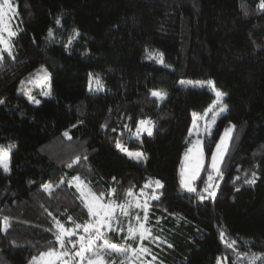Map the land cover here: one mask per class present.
I'll use <instances>...</instances> for the list:
<instances>
[{
    "label": "trees",
    "instance_id": "1",
    "mask_svg": "<svg viewBox=\"0 0 264 264\" xmlns=\"http://www.w3.org/2000/svg\"><path fill=\"white\" fill-rule=\"evenodd\" d=\"M11 2L16 35L10 38L12 56L3 52L0 61V145L10 146V170L0 168V224L7 218L8 225L0 230V264H29L55 247L56 221L66 228L89 221L79 193L66 183L77 176L117 203L148 179L161 181V198L148 199L151 236L143 241L159 264H248L252 254L264 257L260 0ZM73 30L79 36L65 49ZM38 65L50 72L52 98L34 104L18 85ZM90 73L99 76L103 90L89 91ZM181 79L211 80L226 93L227 113L204 144L207 161L221 130L234 126L216 196L204 201L181 188L180 164L190 114L205 110L214 96L178 85ZM141 119L153 124L151 136H132ZM118 142L147 159L129 158ZM77 156L80 161L67 167ZM207 171L194 182L198 192L206 187ZM253 172L255 183H245ZM45 184L53 186L51 194Z\"/></svg>",
    "mask_w": 264,
    "mask_h": 264
},
{
    "label": "snow or ice",
    "instance_id": "2",
    "mask_svg": "<svg viewBox=\"0 0 264 264\" xmlns=\"http://www.w3.org/2000/svg\"><path fill=\"white\" fill-rule=\"evenodd\" d=\"M259 9H264V0H260L258 5ZM11 12L13 16L15 15V8L13 7L11 0H0V61L4 59L3 52H7L8 56H12V50L9 40L4 38V33L7 32L9 38L14 37L16 32L10 30L8 24L5 23V17L8 16V13ZM11 16H8V19L11 20ZM60 21L57 19V24ZM53 36V31L49 29L48 37L51 38ZM79 36L78 30H73V34L69 36L68 43L64 45V48L67 49L73 40ZM149 58H153L151 54ZM158 62H163L162 59H159ZM45 80L48 79L47 74L45 73ZM23 83V82H22ZM181 83H185L181 81ZM190 83V82H189ZM201 83L202 82H197ZM209 85L212 86V90L215 92L216 100L213 101V104H218L222 101L223 97L226 93L215 89L213 82L208 81ZM103 89V84L99 78V76H93L91 73L89 74V91H100ZM44 96L51 95V89L49 87L48 91L42 93ZM152 96L157 97L158 99H163V93L158 91H152ZM29 100L33 103H39V100H36L34 97L29 95ZM4 103L3 100H0V104ZM211 107V106H210ZM225 107H220L219 112L213 111L212 113V124L215 123V118L220 113L224 112ZM208 111L207 109L205 110ZM150 121H139L137 125L135 136H139L142 132H147L149 136L152 135V127L150 126ZM75 127V125H73ZM101 127H105V125H101ZM193 127H196V114H193ZM233 127H229L225 129L224 134L221 136L220 141L216 144V150L212 152L211 155V163L209 165H205L204 161V153L203 148L201 146V140L197 139L193 142V146H190L185 154V159L182 160V168H181V178L180 185L181 188L190 193H196L198 199L200 201H204L209 197H215L216 191L215 189L219 186L218 183H212L214 180L213 173H215V178L222 179L223 172L221 170V162L224 159V154L227 151L228 140L231 139V133L233 131ZM205 130L210 133L211 124H207L205 126ZM192 129H189V133L191 134ZM63 135L69 139V133L65 131ZM117 148H119L122 152H125L129 158L135 159L137 162L141 160H146L147 157L141 152H131L126 148H123L120 143H117ZM81 157H75L71 163L66 165L67 167H72V165L77 164L80 161ZM86 159V157H84ZM0 168H3L4 172H9V156L8 150L0 146ZM209 170L208 174V183L203 191L198 192L197 188L193 186L194 182L197 178H201L200 173L201 170ZM73 181L77 183V190L80 191L81 194V202L84 207L87 208L89 221L84 224H75L73 228H66L63 223L60 221L55 222L56 227V244L59 246V249L50 248L47 252H41L39 257H33L30 261V264H107L105 259V254L116 253L120 256L127 257L129 249L121 248L117 244L110 243L106 238V230L107 231H116V228L113 227V224H119L120 221L118 219L119 216L129 217L131 214V210L133 208L143 209L144 211V220L145 222L148 219V199H145L143 203L140 202L139 198L133 203L131 200H128L127 203H117L114 199L109 200V202L105 203L103 198L105 193H100L97 196L95 193H92L90 190L85 191L86 186L83 185V182L80 181V178L73 177ZM256 181V173H252V177L250 179L245 180V183L254 184ZM64 181H61V184ZM154 183L155 187L153 188V193L149 197L151 200H159L161 197L158 193V190L163 188V184L160 180L149 181L146 183L140 191V196L144 195V189L152 187ZM71 185L72 182L70 181ZM59 188L60 185L57 184L55 186ZM44 191L51 194L54 190L51 184L42 185ZM115 192V189H112L108 195L112 196ZM207 193V196L204 193ZM126 195L128 197L133 196V192L131 189L127 190ZM69 221L72 220L71 217L68 218ZM137 225L129 224L127 229L128 237L126 239H136L137 234L139 235V239L141 243L151 236V230L145 227L144 223H140L139 216L136 217ZM7 218H4V222L0 224V230H7ZM81 229L83 235H78L77 230ZM123 231V229H120ZM76 236L75 240L71 238ZM224 238V234L221 233V239ZM97 241H102V244H97ZM66 242L70 245V248L66 247ZM235 241L229 243L227 246L232 247ZM171 247V245H169ZM146 251V249H142ZM135 251V250H133ZM258 259H264V257L258 254H252L248 259V264H255V261Z\"/></svg>",
    "mask_w": 264,
    "mask_h": 264
},
{
    "label": "rangeland",
    "instance_id": "3",
    "mask_svg": "<svg viewBox=\"0 0 264 264\" xmlns=\"http://www.w3.org/2000/svg\"><path fill=\"white\" fill-rule=\"evenodd\" d=\"M12 5L15 8V14H16V7H15V5L13 3H12ZM8 16L12 17L11 20L8 19ZM8 16L5 17V23L8 24L9 28H11V23H12V20L15 18V15L13 16V14L11 12H9ZM4 38L6 40H9V42H10V38L8 37L7 32L4 33ZM45 73L48 76L47 80L44 79ZM181 81H184L185 83H181ZM208 81H211V80L181 79L178 82V85L183 86V87H189V88L206 89V90L210 91L213 94V96H214V100L213 101H215L216 100L215 92L212 90V86L207 83ZM197 82H202V84L201 83H197ZM213 85H214V83H213ZM49 87L51 89V75H50V72L43 65H38V66H36L34 68L32 73H30L26 78L21 80L20 84L18 85V91L23 93V94H25L27 98L29 97V95H31L36 100H39L41 102L42 99H50V98H52V89H51V95L50 96L42 95L43 92L49 90ZM104 87L105 86L103 85V89H104ZM214 87H215V89L220 90L215 85H214ZM152 91H158V90H152ZM152 91H151V93H152ZM158 92L165 94L162 91H158ZM224 99H225V96L223 97L222 101H220L218 104H215V105L212 102V104L210 105L211 107L209 106V107L206 108L208 110L207 112L205 111L206 109L205 110L198 109L196 112H193V113L190 114V121H189V125H188V138H189L188 140H189V142H188V146H187L186 150L182 154L181 164H180V178H181L182 160L185 159V154H186L187 150L189 149L190 146H193V142L196 141L197 139L201 140V146L203 148L205 165L207 166V165H209L211 163V157H210V159L208 161L206 160L204 144H205L206 141L211 139L212 133L216 129V126H217L219 118L227 113V104H226ZM28 100H29V98H28ZM30 102H32V101H30ZM34 104H37V103H34ZM220 107H225L226 110L224 112L220 113L219 115H217L216 118H215V123L212 124L211 123L212 122V118H213L212 113H213V111L219 112V108ZM194 113L196 114V127L195 128L193 127V114ZM141 120L147 121L146 119H141ZM206 123L207 124H211L210 133L205 130ZM150 126L152 127V130H153V124L152 123H151ZM229 127H232V126L230 124H228V125H226L224 127V129L221 130V132L219 134V137H218V139H217V141H216V143H215V145L213 147L212 152L216 150V144L220 141V138L224 134L225 129L229 128ZM189 129H192L191 134L189 133ZM136 130H137V127L134 129V131L132 133V136H135L134 133H136ZM144 133L147 134V132H142L141 134H144ZM227 143H229V140H228ZM2 147L8 150L9 164H10V146H2ZM128 151H130V150H128ZM131 152H137V151H131ZM138 152H141V151H138ZM123 153H125V152H123ZM211 155H212V153H211ZM203 170L204 169H202L201 172ZM209 171H210V169L206 173L207 177H208ZM213 176H214V180H213L212 183H218L219 184L220 179L219 178H215V173H213ZM150 180L151 181H155V180H159V179H157V178L148 179L144 183V185L146 183H148ZM61 181H60V183H61ZM70 181L72 182L71 185L73 187H75V189L77 190V186L76 185H77L78 182L73 181V178H72V179H70L69 181L66 182L67 185H70L69 184ZM80 181L83 182L81 179H80ZM207 183H208V179H207L206 184ZM83 185L86 186L85 191H88L89 190L88 186L84 182H83ZM194 185L195 184H193V186ZM154 187H155V185L153 183L152 187L144 189V195L140 196V191L143 188L142 187V188L138 189L137 191H134L133 192L134 195L129 197L128 200H131L134 203L136 201V199L139 198L140 202L143 203V201L145 199H149V197L152 195ZM216 190H217V188L215 189V191ZM77 192L79 193V196L81 197L80 191L77 190ZM92 193H94V192H92ZM103 200H104L105 203L109 202V201H107L105 199H103ZM127 201L125 203H127ZM137 216H139V218H140L139 222L145 224L143 209L133 208L131 210V214H130L129 217H123V216H119L118 215V219H119L120 223L119 224H115V223L113 224V227L116 228V231H107L106 230V238L108 239V241L110 243L117 244L122 249L123 248L129 249L127 257L120 256V255H118L116 253H111L112 255L107 256V253H106L105 254V259H106L107 264H159L158 263L157 254L154 253L150 249L151 246L146 245L144 242L141 243L138 234H137L136 239H131V238L126 239V237H128L127 229L129 227V224L131 223L132 225H137V221H136V217ZM145 227L149 229V227H147L146 225H145ZM120 229H123V231H120ZM77 234L78 235H83L82 230L79 229V232H77ZM75 239H76V236H75ZM145 240H147V239H145ZM102 243H103L102 241H97V244H102ZM66 247L70 248V246L67 243H66ZM52 248L59 249V246L56 245L55 247H52ZM142 249H146V251H144ZM133 250H135V251H133ZM47 251H45V252H47ZM34 257H39V255H36Z\"/></svg>",
    "mask_w": 264,
    "mask_h": 264
}]
</instances>
